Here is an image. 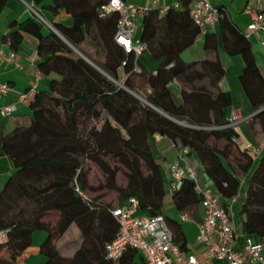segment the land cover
I'll use <instances>...</instances> for the list:
<instances>
[{"label":"trees","instance_id":"16d2710c","mask_svg":"<svg viewBox=\"0 0 264 264\" xmlns=\"http://www.w3.org/2000/svg\"><path fill=\"white\" fill-rule=\"evenodd\" d=\"M51 1L52 13L63 10L72 21L69 27L55 24V31L93 63H100L113 79L117 80L121 68L125 79L122 86H117L55 33L42 34V25L33 19L18 24L16 31L4 38L9 48L16 51L23 34L34 36L38 41V70L57 78L51 79L46 90L37 92L30 101L28 123L17 124L10 134L0 137L1 151L14 166V173L0 192V230H8L7 243L0 245V264H22V254L37 231L46 233L39 248L45 259L43 264H142L139 255L130 249L117 263L105 258V245L117 231L110 215L113 207L86 197L88 181L83 161L106 172L101 158H117L128 170L129 180L128 187L121 190L118 205L134 197L140 213L163 215L165 175L151 147L154 137L159 136L187 147L188 155L197 161L203 178L211 183L207 185L219 199H232L237 194L239 178L253 166L252 159L232 144L234 130L204 129L226 123L230 95L219 92L210 99L208 94L196 92L177 97L168 87L183 69L180 53L200 36L190 19L188 1H182L179 10L170 8L162 17L156 9L143 16L142 32L137 38L157 62L154 76L141 68L138 58L126 54L114 42L118 14L99 16V8L109 0ZM5 3L0 0V9ZM219 14L224 49L243 61L239 81L253 111L262 109L254 119L264 130V76L245 34L232 25L223 8H219ZM211 35L202 37L208 40ZM83 43L92 56L81 47ZM135 64L139 72L134 70ZM209 66L218 78L222 76L219 63L209 62ZM134 87L142 88V101L129 93ZM182 117L187 119L186 125L178 120ZM89 122L94 125L87 129ZM233 147L240 150L238 155ZM256 161L253 177L264 174V152ZM110 180L109 189L114 188L113 172ZM171 199L178 214H189L199 205L190 180H184ZM245 211L243 233L258 240L264 238V212ZM49 215H53L52 222L47 220ZM164 218L168 225V218ZM71 224L80 231L81 245L67 258L55 242ZM174 241L183 248L176 236Z\"/></svg>","mask_w":264,"mask_h":264},{"label":"crops","instance_id":"0c3cea01","mask_svg":"<svg viewBox=\"0 0 264 264\" xmlns=\"http://www.w3.org/2000/svg\"><path fill=\"white\" fill-rule=\"evenodd\" d=\"M123 1L136 6L148 5L151 7L155 6L156 8L171 7L175 10L181 8V2L178 0H159L154 5L149 4L147 0ZM208 1L214 8H223L226 11L228 20L241 34L246 33V27L251 21L250 12L264 10V0ZM52 5L53 3L51 0H43L40 3H35L34 0H6V3L0 9V45L4 44V38H7L15 32L18 24L25 20L33 19L35 22L40 23L35 13L40 15L45 21V24L40 23L42 25V34L44 35L48 32H53L51 28H53L55 24L65 27L71 26L72 21L70 15L63 10L52 13L49 9ZM163 15L164 14H159L160 17ZM142 19L137 22L136 35L138 38L142 32ZM53 33L67 43L75 54L83 57L92 67L104 76H107L111 82L120 87L125 79V74L121 68L117 71V80H111L102 68L95 65V63L79 52L77 48L69 44L63 36L58 32ZM261 37L260 34L253 33L250 34L247 39L255 63L262 76H264V46L260 44ZM206 42H208V44ZM37 43L38 41L34 36L23 34L22 41L16 51H12L10 48L5 50L6 53L9 51L15 53V61L4 62L0 60V85L6 84L10 88L6 94L0 96V109L10 105L15 106V112L12 115L2 116L0 114V137L10 134L17 124L28 123L31 114L29 109L30 101L37 92L46 90V85L51 79L57 78L56 75H43L38 70L40 59L37 54ZM81 47L86 52L89 49L84 43L81 44ZM90 52L89 54H91ZM179 59L183 69L178 77L173 78L168 84V87L173 90L175 95L180 97L181 93L188 95L200 92L208 94L210 99H213L219 92L229 93L231 105L226 109L227 118L232 110H237L242 115V121L237 124L234 129L236 136L244 142L259 147L261 153L264 152V130H262L257 120L254 119V116L250 117L255 111L251 108L239 81L243 68V61L239 55H230L224 49L220 24H217L210 39L205 40L202 36L197 37L193 44L180 53ZM138 61L145 72L151 73L153 76L156 74L157 62L152 59L147 51H144L138 57ZM209 62L219 63L222 69L221 77L218 78L216 73H213L209 66ZM131 92L132 95L142 101V88L134 87ZM21 93H28V100L26 103L18 102L17 97ZM160 113L168 117L166 114ZM178 120L182 123L188 122L187 119L183 117L178 118ZM157 137L158 136L154 137L151 147L165 175L164 188L166 195L163 199L162 212L163 215L168 218V225L172 233L179 239L178 244L183 245V248L180 250L186 255H194L198 264H225L223 261L208 256L203 246L196 241V225L200 221L202 213L200 206L198 205L194 211H191L189 214L184 213L190 219L188 222L181 221L179 218L180 214L175 211L171 195H169L168 192L169 176L167 166L169 163L175 161L176 150L167 139ZM220 144L221 143H218V146H220ZM233 151L235 155H238L240 150L233 147ZM250 157L253 166L247 171L244 177L239 178V188L237 194L232 198L233 202L231 203L230 199L221 200L224 203L230 202L232 225L234 229L240 233H243V227L247 220L245 209L250 212H264V174L259 173L253 177L257 168V159H254L251 155ZM188 160L191 163H197L191 156L188 157ZM229 160L233 163L231 157ZM223 163L226 166V162L223 161ZM13 173L14 166L11 159L2 153L0 148V192ZM200 176L203 178L202 173H200ZM203 180L206 184L210 183L206 178H203ZM45 238L46 233L44 231L33 233L31 245L22 254V264L44 263L45 259L40 255L39 248ZM253 238H255V236H253ZM55 245L62 256L67 258L72 257L81 245L80 231L76 225L71 224L66 232L55 242Z\"/></svg>","mask_w":264,"mask_h":264},{"label":"built area","instance_id":"2783aa9c","mask_svg":"<svg viewBox=\"0 0 264 264\" xmlns=\"http://www.w3.org/2000/svg\"><path fill=\"white\" fill-rule=\"evenodd\" d=\"M154 5L159 0H147ZM189 2V16L192 23L199 29L200 36L214 32L219 23V9L214 8L208 0H178ZM171 7L156 8L155 6H136L125 3L123 0H109L99 8V16L105 17L110 13L118 14L115 25L114 42L126 53L137 58L145 51V47L137 38V22L151 9L165 14ZM251 21L246 27L245 36L257 33L262 37L261 46H264V10L250 12ZM37 20L44 23V19L35 13ZM51 28V27H50ZM53 32H56L51 28ZM9 43L0 45V60L14 62V52L5 50ZM137 72L140 70L135 64ZM10 88L6 84L0 85V96L6 94ZM18 102L26 103L28 93H21ZM262 109L255 111V116ZM15 112V106L10 105L0 109L2 116H10ZM242 121V115L232 110L224 125L205 127V130H234ZM186 125V124H183ZM161 138V137H157ZM234 146L240 147L254 159L261 155V149L251 143L231 138ZM176 150V159L167 166L168 192L173 195L178 191L184 180L194 184V192L199 198L201 208L200 221L196 225V241L201 244L210 257L225 264H264V238L258 240L252 236L237 232L231 221L230 202L222 204L215 191L208 186L200 176L201 168L197 163L188 160L189 150L179 143H171ZM233 202V199L231 200ZM140 205L134 197L114 206L110 215L117 225L113 239L105 245V258L117 263L127 250H134L142 260V264H198L194 255L184 254L174 241V236L166 224L163 215L149 216L139 211ZM183 222L190 221L185 214H180ZM8 230H0V245L7 243Z\"/></svg>","mask_w":264,"mask_h":264},{"label":"rangeland","instance_id":"374dc122","mask_svg":"<svg viewBox=\"0 0 264 264\" xmlns=\"http://www.w3.org/2000/svg\"><path fill=\"white\" fill-rule=\"evenodd\" d=\"M87 52L89 54L90 50L88 49ZM99 64L100 63H98L97 66L100 67ZM108 77L111 80H114L110 75H108ZM93 125L94 124L92 122L87 123V129ZM101 160L106 165V172L103 171L101 167L90 161H83L84 171L87 173L88 181V187L84 193L86 197L90 199H97L101 204H109L111 207H114L120 202L119 196L121 194V190H125L128 187V170L119 160H117V158L113 156L102 157ZM112 172L114 173V188L109 189L108 187L112 186L110 180ZM47 220L52 222L54 220L53 215H49Z\"/></svg>","mask_w":264,"mask_h":264},{"label":"water","instance_id":"95a60500","mask_svg":"<svg viewBox=\"0 0 264 264\" xmlns=\"http://www.w3.org/2000/svg\"><path fill=\"white\" fill-rule=\"evenodd\" d=\"M120 86H122V84Z\"/></svg>","mask_w":264,"mask_h":264}]
</instances>
